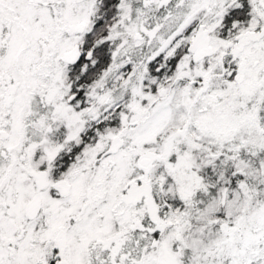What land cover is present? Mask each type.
Returning a JSON list of instances; mask_svg holds the SVG:
<instances>
[{
	"label": "snow or ice",
	"instance_id": "snow-or-ice-1",
	"mask_svg": "<svg viewBox=\"0 0 264 264\" xmlns=\"http://www.w3.org/2000/svg\"><path fill=\"white\" fill-rule=\"evenodd\" d=\"M0 264H264V0H0Z\"/></svg>",
	"mask_w": 264,
	"mask_h": 264
}]
</instances>
